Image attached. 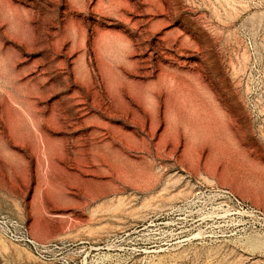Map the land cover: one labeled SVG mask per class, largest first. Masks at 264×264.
Segmentation results:
<instances>
[{
  "label": "rangeland",
  "instance_id": "obj_1",
  "mask_svg": "<svg viewBox=\"0 0 264 264\" xmlns=\"http://www.w3.org/2000/svg\"><path fill=\"white\" fill-rule=\"evenodd\" d=\"M0 218V264H264V0H0Z\"/></svg>",
  "mask_w": 264,
  "mask_h": 264
},
{
  "label": "built area",
  "instance_id": "obj_2",
  "mask_svg": "<svg viewBox=\"0 0 264 264\" xmlns=\"http://www.w3.org/2000/svg\"><path fill=\"white\" fill-rule=\"evenodd\" d=\"M0 230L13 241H29V231L24 224L0 218Z\"/></svg>",
  "mask_w": 264,
  "mask_h": 264
}]
</instances>
